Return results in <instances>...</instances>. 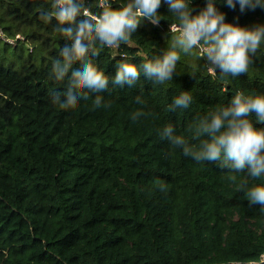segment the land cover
I'll return each instance as SVG.
<instances>
[{
  "label": "trees",
  "instance_id": "1",
  "mask_svg": "<svg viewBox=\"0 0 264 264\" xmlns=\"http://www.w3.org/2000/svg\"><path fill=\"white\" fill-rule=\"evenodd\" d=\"M206 3L192 0L193 14ZM85 6L102 11L97 0ZM216 6L228 22L264 23V9ZM50 10L51 0H0V264H264V209L237 191L264 177L237 173L233 183L228 170L184 157L159 135L171 124L193 143L190 125L216 105L237 91L264 94V43L239 77L213 78L193 50L171 81L153 85L141 71L135 87H113L122 58L139 66L167 48L172 17L162 2L158 26L142 20L119 47L97 42L107 106L93 108L89 93L65 110L53 95L67 79H55L52 63L67 41L54 19H41ZM184 91L192 104L169 111ZM135 111L145 115L133 122Z\"/></svg>",
  "mask_w": 264,
  "mask_h": 264
},
{
  "label": "clouds",
  "instance_id": "2",
  "mask_svg": "<svg viewBox=\"0 0 264 264\" xmlns=\"http://www.w3.org/2000/svg\"><path fill=\"white\" fill-rule=\"evenodd\" d=\"M162 2L172 17L167 48L162 55L139 66L122 58L111 78L113 87H135L141 71L153 85L171 81L181 53L191 54L193 50L206 61L213 78L217 73L221 79L248 73L264 43V23L246 26L228 22L216 0H207L206 6L195 14L192 0H123L118 6H114V0H97L102 9L99 14L90 11L85 0H51V10L41 12L40 17L46 23L54 19V31L67 41L52 63L55 79H67L64 92L55 93L53 102L61 109H75L81 100L89 99V93H97L93 108L106 107L99 94L109 90L110 78L95 63L100 55L97 42L101 48L119 47L130 42L142 20L158 26L165 18L159 12ZM223 2L231 9L239 4L241 13L264 9V0ZM192 102L188 91L181 92L173 98L169 111L187 109ZM136 103L142 105L144 101L137 96ZM144 115L143 111H135L131 120L136 122ZM257 125H264V94L237 91L227 105H216L190 125L193 143L177 135L171 124L163 127L159 135L173 148L181 149L184 157L228 170V179L236 183L237 173L246 172L253 179L264 177V127ZM160 188L166 191V185L161 184ZM237 191L244 193L250 207L259 205L264 209V183L249 185L245 180L237 183Z\"/></svg>",
  "mask_w": 264,
  "mask_h": 264
},
{
  "label": "rangeland",
  "instance_id": "3",
  "mask_svg": "<svg viewBox=\"0 0 264 264\" xmlns=\"http://www.w3.org/2000/svg\"><path fill=\"white\" fill-rule=\"evenodd\" d=\"M0 33L3 34V31L1 30V28H0Z\"/></svg>",
  "mask_w": 264,
  "mask_h": 264
}]
</instances>
